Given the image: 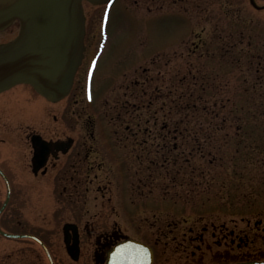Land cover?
<instances>
[{"label":"rangeland","instance_id":"374dc122","mask_svg":"<svg viewBox=\"0 0 264 264\" xmlns=\"http://www.w3.org/2000/svg\"><path fill=\"white\" fill-rule=\"evenodd\" d=\"M256 2L264 8V0ZM84 13L88 66L79 83L84 94L74 97L80 104L69 105L63 121L70 128L74 123L69 117L76 111L82 126L94 123V138L83 140L94 141L97 155H91L90 163L98 167L100 182L112 187L117 211L107 213V222L128 225L126 234L156 247L161 264L166 259L183 263L174 252L178 244L166 237L162 244L154 243L156 220L164 232L180 237L194 225L207 226L209 236L216 233L215 240L221 230L235 231L241 260L264 258V9L255 10L249 0H114L103 7L85 3ZM15 33L14 27L0 34V44ZM202 73L210 90L197 91L202 101L194 103V111L188 100L192 82L200 81ZM14 104L21 108V103ZM122 105L125 111L119 115ZM239 108L244 110L232 113ZM36 121L18 124L42 125ZM177 125L183 136H190L185 141L178 136V143L173 140ZM201 127L205 133L200 134ZM192 137L201 142L202 137L212 138L203 159L197 149H188ZM169 140L185 152V163L180 160L176 168L161 158H169ZM191 156L195 174L186 165ZM4 197L0 181V202ZM94 198L93 193L82 194L87 205L100 203V197ZM39 200L32 205L42 204ZM23 212L5 213L0 229L17 234L20 229L9 222L15 217L25 221ZM92 214L85 213L84 221ZM258 222L262 225L256 226ZM5 240L9 249L4 252L11 254L12 240ZM209 244L213 250L205 255L206 263L218 250L211 237ZM40 259L47 264L35 253L34 264Z\"/></svg>","mask_w":264,"mask_h":264},{"label":"flooded vegetation","instance_id":"af4514ba","mask_svg":"<svg viewBox=\"0 0 264 264\" xmlns=\"http://www.w3.org/2000/svg\"><path fill=\"white\" fill-rule=\"evenodd\" d=\"M200 42L206 44L204 39ZM86 52L71 93L61 101L50 102L29 86H17L0 94V181L4 183L5 195L0 202V211L4 207L0 224L4 214L11 210L16 214L27 212L25 221L15 217L9 222L21 230L12 234L16 238L9 239L0 235L3 239L0 242V264H7V260H11L12 264H34L37 252L44 256L47 264H51V261L53 264H82L83 260L84 264H108L109 255L116 246L130 239L144 243L126 234L123 228H128V225L125 227L123 224L121 227L117 221L107 222V213H115L117 210L111 185L100 182L96 174L98 167L90 163L91 155H97L92 140L96 131L94 123L88 127L82 126L81 115L76 111L69 114V120L72 119L74 123H71V129H66V122L63 121L69 111L68 106L74 103L78 107L80 104L74 97L84 94L79 83L87 73L84 69L88 66ZM17 102L21 103L20 109L14 107ZM123 107L117 111L119 115L124 113ZM39 119L42 124L39 126L18 124L20 121L37 122ZM83 136L92 139L83 140ZM18 139L20 147L16 146ZM101 169L100 166L99 171ZM13 182H17L15 186ZM88 193H93L96 201L100 197V203L87 205L82 194L85 196ZM40 197L38 202L42 204L33 206V201ZM51 200L53 204H45ZM121 208L126 209L125 206ZM90 212L93 213L91 219L84 221L85 213ZM139 222L135 223L141 227ZM259 225L262 223L256 224ZM55 227L58 231H55ZM153 227L154 243L162 244V237H166L172 244H178L174 252L181 256L179 261L183 264H236L242 261L239 236L235 231L228 233L221 230L222 234L215 240L216 233L209 236L207 226L201 229L194 225L183 237L176 236L172 230L164 232L158 220ZM210 237L218 250L206 263L205 255L213 250L209 244ZM5 239L12 240L11 254L4 252L9 249ZM148 246L153 251L152 264H161L157 248ZM247 259L259 257L243 260ZM42 261L38 260L40 264H43ZM165 262L171 264L172 261L166 259Z\"/></svg>","mask_w":264,"mask_h":264},{"label":"water","instance_id":"95a60500","mask_svg":"<svg viewBox=\"0 0 264 264\" xmlns=\"http://www.w3.org/2000/svg\"><path fill=\"white\" fill-rule=\"evenodd\" d=\"M107 1L0 0V33L15 21L20 23L17 38L0 46V93L25 84L52 102L65 98L83 57L85 18L82 4ZM250 3L258 9L255 0ZM152 262V249L129 240L110 253L108 264ZM237 264H264V261Z\"/></svg>","mask_w":264,"mask_h":264},{"label":"trees","instance_id":"16d2710c","mask_svg":"<svg viewBox=\"0 0 264 264\" xmlns=\"http://www.w3.org/2000/svg\"><path fill=\"white\" fill-rule=\"evenodd\" d=\"M204 57H205V55H204ZM205 79V74L204 73H202L201 74V80L200 81H195V82H192V93H191V95H190V98H189V100H188V102H192V107H194L193 109H194V111H196L195 109V106H194V103H196V102H198V101H202L201 100V97H200V95L197 93V91H203V90H210V85L207 83V81H205L204 80ZM196 106H198L197 104H196ZM244 110V108H239L238 110L236 109V110H232V113L233 114H238V113H240L241 111H243ZM200 113H204L203 111H201V110H198ZM212 113H210V114H208V115H211ZM216 117H219V115L218 116H216ZM197 121H200V120H197ZM209 122H212V123H210V126H213V121L212 120H210ZM208 122V123H209ZM203 123V122H202ZM223 123H224V120H222L221 122H220V127H221V129H223L224 127H226V126H224L223 125ZM235 124V123H234ZM179 127H181V126H179V125H177L176 127H174V129H176L175 130V132H174V130H173V135H175V134H177L178 133V135H176V137H174V142H176V143H178V136L179 137H181V140H184L185 141V138H189L190 136L188 135V136H183V131L181 132V130H180V128ZM198 130H200V134H201V132L203 133H205L206 132V129H204V128H199ZM172 130L170 129H168V132H171ZM184 131H186V134H189V132H188V130L187 129H184ZM175 133V134H174ZM206 136V135H205ZM208 139H212L211 137L210 138H207V137H202V142H208V145H206L205 143H202L201 141H200V139L197 137V138H194V140H193V137H192V139H191V141L190 142H188L187 144H190L189 146H188V149L189 148H195V149H197V151H199L201 154H202V159L204 158L203 156L205 155V152H204V150H207V148H210L211 147V143H213L212 141L210 142V140H208ZM170 141V140H169ZM183 142V141H182ZM180 143V142H179ZM181 144H183V143H181ZM191 144H196V147H191ZM186 147V146H185ZM212 147H215V144L214 145H212ZM179 149H181V147H180V145H178V144H173L171 141H170V149H169V151H170V154H169V158H165V156L163 157H161V158H164V159H169V164L171 163V164H174L175 165V168L177 167V164H178V162L180 161V160H183L184 159V161H182V162H184L185 163V157L186 156H184L185 155V152H181V151H178ZM179 152V153H178ZM190 152V151H189ZM190 153H192V152H190ZM158 154H161V152H158ZM191 155V154H190ZM174 157V158H173ZM188 157H190L189 155H188ZM187 157V158H188ZM195 156H191V158H188L189 160V162H187L186 163V165H189V169H190V172L192 173V174H195L196 173V171H197V169H196V167H194L191 163H190V161H191V159L192 158H194ZM170 158H172V160H170ZM182 162H180V163H182ZM157 163V162H156ZM215 164L216 162H210L209 164L211 165V164ZM183 164H181V166H182ZM181 166L179 167V170H177V171H181L180 169H181ZM176 175H177V173H176ZM166 176V175H165ZM167 176H170V174H167ZM200 176H202V174L200 173V175H199V177ZM167 178V177H166ZM170 178H171V176H170ZM176 178L177 177H173V180H176Z\"/></svg>","mask_w":264,"mask_h":264}]
</instances>
